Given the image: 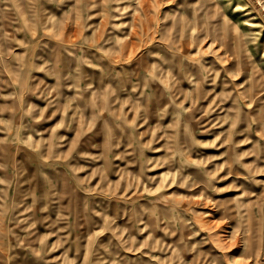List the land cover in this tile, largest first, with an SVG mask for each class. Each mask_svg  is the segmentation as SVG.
<instances>
[{
    "label": "rangeland",
    "instance_id": "obj_1",
    "mask_svg": "<svg viewBox=\"0 0 264 264\" xmlns=\"http://www.w3.org/2000/svg\"><path fill=\"white\" fill-rule=\"evenodd\" d=\"M113 4L0 0V264H264V0Z\"/></svg>",
    "mask_w": 264,
    "mask_h": 264
},
{
    "label": "crops",
    "instance_id": "obj_2",
    "mask_svg": "<svg viewBox=\"0 0 264 264\" xmlns=\"http://www.w3.org/2000/svg\"><path fill=\"white\" fill-rule=\"evenodd\" d=\"M114 4L112 5L114 10L113 13V23H112V31L115 29L116 32V41L113 43V47L116 52V57L119 59H124L125 61L123 63H140V62H150L151 58L149 55H145L144 58L140 59H134L131 56L132 51L137 48L139 39L141 36L147 32L149 27H146V20H147V14L149 12V6L148 11L147 6L145 4L150 3L151 0H113ZM121 5V8L126 9V6H131V10L127 12V14H123V12L117 11L118 5ZM134 4V5H131ZM139 4V5H138ZM125 5V6H124ZM107 7H103L104 11V17L107 13ZM117 15V16H116ZM126 15V16H125ZM125 16V17H124ZM130 18V19H129ZM125 21V22H124ZM101 26V27H100ZM99 31L102 32V30H106L105 24L103 21H100ZM119 26V28H118ZM163 29L159 27L158 32L162 31ZM104 33L100 34V41L102 42V47L108 46L109 44L112 46L111 41L105 37ZM107 40V41H106ZM123 41V42H122ZM125 42V43H124ZM161 44V47L163 45L162 42H159ZM123 44V48H122ZM160 48V46H157ZM119 48V49H118ZM127 50L126 54L124 51ZM124 50V51H123ZM123 51V52H122ZM151 50H149L150 52ZM168 62L165 58L164 60L161 59L159 62ZM198 79L200 77H197Z\"/></svg>",
    "mask_w": 264,
    "mask_h": 264
},
{
    "label": "bare ground",
    "instance_id": "obj_3",
    "mask_svg": "<svg viewBox=\"0 0 264 264\" xmlns=\"http://www.w3.org/2000/svg\"><path fill=\"white\" fill-rule=\"evenodd\" d=\"M137 1V0H136ZM146 1V0H145ZM151 2V1H150ZM156 2V1H155ZM131 5H134V4H131ZM139 5V4H138ZM125 6V5H124ZM121 7V6H120ZM131 7V6H130ZM113 8V7H112ZM126 8H127V6H126ZM108 9V8H107ZM113 9H115V8H113ZM123 9V8H122ZM105 16H106V14H105ZM117 16V15H116ZM126 16V15H125ZM130 19V18H129ZM158 20V19H157ZM125 22V21H124ZM152 26V25H151ZM118 28H119V26H118ZM163 29V28H162ZM161 32V31H160ZM179 35H180V33H179ZM178 37V36H177ZM177 37H175L176 39H177ZM174 38V37H173ZM173 38H171V39H173ZM107 41V40H106ZM123 42V41H122ZM125 43V42H124ZM122 48H123V44H122ZM119 49V48H118ZM124 51V50H123ZM122 51V52H123Z\"/></svg>",
    "mask_w": 264,
    "mask_h": 264
}]
</instances>
